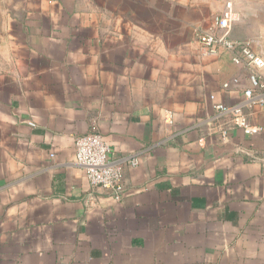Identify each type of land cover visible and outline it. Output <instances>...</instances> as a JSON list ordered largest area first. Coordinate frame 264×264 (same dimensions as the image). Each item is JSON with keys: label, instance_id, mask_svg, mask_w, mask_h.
<instances>
[{"label": "crops", "instance_id": "1", "mask_svg": "<svg viewBox=\"0 0 264 264\" xmlns=\"http://www.w3.org/2000/svg\"><path fill=\"white\" fill-rule=\"evenodd\" d=\"M227 2L264 53V0H0V264H264V105L215 119L251 71L198 41ZM92 129L138 159L120 200L74 163Z\"/></svg>", "mask_w": 264, "mask_h": 264}, {"label": "built area", "instance_id": "2", "mask_svg": "<svg viewBox=\"0 0 264 264\" xmlns=\"http://www.w3.org/2000/svg\"><path fill=\"white\" fill-rule=\"evenodd\" d=\"M235 21L232 4L227 2L223 11L215 18L213 31L201 33L198 35V41L207 55L229 53L234 64L251 71L250 88L244 92L242 102L234 106L218 103L214 110L215 119L229 117L234 126L252 136L258 134L261 128L249 124L242 109L264 105V76L260 73L264 71V53L256 54L247 42L231 39V29ZM221 134L226 135L224 131ZM124 161L132 167L138 165L136 157L125 158L122 162ZM122 162L113 159L110 147L93 129L74 140V163L84 170L90 187L106 190L115 200H120L123 193Z\"/></svg>", "mask_w": 264, "mask_h": 264}]
</instances>
